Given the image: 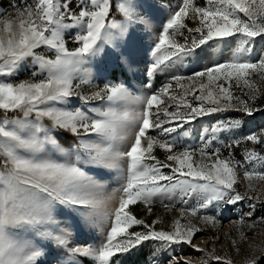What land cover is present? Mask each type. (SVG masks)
I'll use <instances>...</instances> for the list:
<instances>
[{
  "label": "snow or ice",
  "instance_id": "obj_1",
  "mask_svg": "<svg viewBox=\"0 0 264 264\" xmlns=\"http://www.w3.org/2000/svg\"><path fill=\"white\" fill-rule=\"evenodd\" d=\"M9 8L0 13V77L18 74L29 60L34 70L19 82L0 79V264H122L120 256L149 241L158 242L152 264H161L168 249L166 264H190L175 255L181 245L202 253L200 264H235L193 238L201 224L219 223L205 210L220 213L247 202L249 210L241 208L234 224L247 240L242 229L254 228L248 221L257 203L264 207V193L256 194L264 182V129L222 145H250L241 160L213 147L217 133L239 130L243 117L264 112V56L250 58L257 38L264 40V0H179L149 49L145 90L138 91L106 80L100 65L116 57L135 72L125 52L129 36L136 27L150 30L139 0H23ZM230 39L236 47L229 59L188 76L172 72ZM157 73H171L158 89ZM74 98L80 106L67 107ZM228 111L242 118L204 129L198 148L179 144L190 134L185 125ZM113 170L120 186L109 192L104 181ZM177 195L185 205L178 209L171 202ZM157 197L169 200H161L167 212L176 209L167 227H156L163 225L159 216L148 222L131 210L141 204L151 215ZM97 224L106 225L99 244L80 243V227ZM134 225L143 230L130 231ZM230 239L240 255L237 238ZM249 247L260 255H245L240 264H261L264 247Z\"/></svg>",
  "mask_w": 264,
  "mask_h": 264
},
{
  "label": "rangeland",
  "instance_id": "obj_2",
  "mask_svg": "<svg viewBox=\"0 0 264 264\" xmlns=\"http://www.w3.org/2000/svg\"><path fill=\"white\" fill-rule=\"evenodd\" d=\"M23 3V0H0V13H6L11 11L9 8V3ZM31 2V0H29ZM141 8L139 11L142 15L150 20V30H145L142 27H136L128 40V47L125 49L126 54L130 57V60L133 62V67L135 72H128L116 59V57L105 58L100 65L101 68L105 71L104 78L106 80L112 81H124L128 84L133 91L145 90L144 81L147 79L145 70L151 60L149 49L155 40L158 31L161 28L163 22H166L172 10L175 9L176 5L179 3V0H139ZM206 0H197L199 4H205ZM116 0H114V5ZM120 19V18H119ZM191 26V22L189 21ZM68 46L69 48L75 47V44L72 42L71 38L68 37ZM236 47L235 40L225 44H211L204 49L195 59H190L185 61L183 66H177L173 69L172 72L177 74H182L185 76L191 75L194 71H200L205 66H211L216 62H223L230 58L232 51ZM264 56V40L257 38L254 48L250 53V58L252 60H257L259 57ZM34 69L31 66V61H27L18 74L12 77H0V79L10 80L11 82H19L21 80H26L31 78L32 71ZM93 72H95V67H93ZM171 78V73H157L156 77L152 81L153 87L158 89L163 83L168 81ZM235 94L239 95L240 92L234 89ZM191 99V97H189ZM99 102H93V104H98ZM80 106V101L78 99H73L67 107L73 108ZM259 107V103L257 104ZM2 117V116H0ZM242 114L234 111H228L223 113H215L210 116H205L198 118L196 121L191 124L185 125V129L189 131V136L181 137L179 144L181 146H192L198 148L201 145L199 139L200 134L204 129H210L217 121H227L231 119H241ZM261 129H264V112H258L254 117L248 118L243 117V123L239 130L225 131L223 133H217V140L214 141L213 147H221V153L223 157H228L231 153L234 160H241L244 154V148L250 145L241 144L239 147L225 148L222 145L224 143H231L234 138H241L244 134L250 132H256ZM235 133V136L233 135ZM150 134H156L155 131H151ZM62 135V134H61ZM70 135V134H69ZM63 136V135H62ZM172 137H169L171 139ZM74 137H69L68 142L71 143L74 141ZM64 143V141H61ZM154 154L161 160L164 159L165 153L156 149ZM165 171H167L165 169ZM242 174V170H241ZM120 174L118 171L113 170L108 176L105 177V183L107 184V190L111 192L113 189L120 186ZM239 191L243 192L246 190L244 184L237 185ZM264 193V182H259L257 185L256 194L260 195ZM163 197H157L154 205L159 207L157 213H153L151 216L152 219L147 220L151 222L156 219L158 216L163 220V225L157 224L156 227L160 228L161 226L167 227L173 217L177 215L176 209L184 207L180 201L179 195L171 201L175 203L176 209H173L172 212H167L161 205V200ZM165 203H168L169 200L164 199ZM196 198H190L188 200L187 207L195 206ZM241 208L246 213L249 209L247 202H242L241 205L229 206V210L214 213L212 209L205 210L202 214L207 215H217L219 223L213 227L212 225H203L200 226L204 229L203 231L197 232L193 238V243L198 245L201 248H207L209 251H215L219 255H227L235 264H240L243 256H258L260 253H255L251 251L249 245H257L264 247V222L260 221V217L264 216V207L257 203L256 211L252 218V223L255 221V227L249 230L245 226L242 231L247 234V240H242L239 238V233L236 231L234 224L235 221L241 215ZM106 225L97 224L92 227L81 226L78 232V240L80 243H90L93 245L99 244L100 240L103 238V231ZM143 230L141 226L134 225L130 231H141ZM231 237H236L241 248L240 255H237L235 248L231 243ZM219 237V240L214 238ZM158 242H145L139 248L132 250L130 253L120 256V261L122 264H152V250L156 247ZM173 253L172 249H168L166 252L162 253L158 259L161 261V264H166L167 258ZM175 255L190 261V264H200V257L202 253L195 251L192 247L188 245H181L175 247ZM84 264H90L89 261H85ZM212 264H217L213 261ZM261 264H264V260H261Z\"/></svg>",
  "mask_w": 264,
  "mask_h": 264
},
{
  "label": "trees",
  "instance_id": "obj_3",
  "mask_svg": "<svg viewBox=\"0 0 264 264\" xmlns=\"http://www.w3.org/2000/svg\"><path fill=\"white\" fill-rule=\"evenodd\" d=\"M113 4H114V0H113ZM113 15L119 19L120 18V14L119 13H116L115 11L113 12ZM0 116H3V113L0 112ZM63 136H68L71 138V136L68 134V133H61ZM131 207V210L133 212L134 215H136L138 218H145L146 220H150V218L152 219V215L153 213H157L158 210H159V207L157 205H153V211H152V214L151 215H148L146 213V211L144 210V206L141 205V204H137V205H132L130 206Z\"/></svg>",
  "mask_w": 264,
  "mask_h": 264
}]
</instances>
